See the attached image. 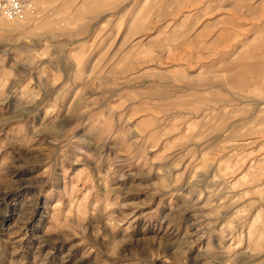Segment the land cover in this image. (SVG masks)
Instances as JSON below:
<instances>
[{
    "label": "rangeland",
    "instance_id": "rangeland-1",
    "mask_svg": "<svg viewBox=\"0 0 264 264\" xmlns=\"http://www.w3.org/2000/svg\"><path fill=\"white\" fill-rule=\"evenodd\" d=\"M0 264H264V0L0 14Z\"/></svg>",
    "mask_w": 264,
    "mask_h": 264
},
{
    "label": "built area",
    "instance_id": "built-area-1",
    "mask_svg": "<svg viewBox=\"0 0 264 264\" xmlns=\"http://www.w3.org/2000/svg\"><path fill=\"white\" fill-rule=\"evenodd\" d=\"M33 0H0V12L9 20L22 17L24 12L33 7Z\"/></svg>",
    "mask_w": 264,
    "mask_h": 264
},
{
    "label": "bare ground",
    "instance_id": "bare-ground-1",
    "mask_svg": "<svg viewBox=\"0 0 264 264\" xmlns=\"http://www.w3.org/2000/svg\"><path fill=\"white\" fill-rule=\"evenodd\" d=\"M40 0H33V7H31L30 9H28L27 11L24 12L22 17H18V18H14L13 20H9L7 19V17L5 15H3L1 12V16L8 21H20V20H24L28 15L34 14V12L36 11V6L39 3Z\"/></svg>",
    "mask_w": 264,
    "mask_h": 264
}]
</instances>
